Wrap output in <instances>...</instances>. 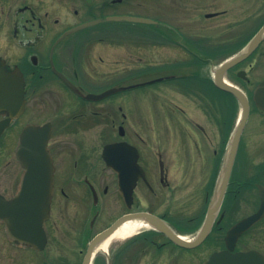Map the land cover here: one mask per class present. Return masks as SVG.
<instances>
[{
  "label": "flooded vegetation",
  "instance_id": "af4514ba",
  "mask_svg": "<svg viewBox=\"0 0 264 264\" xmlns=\"http://www.w3.org/2000/svg\"><path fill=\"white\" fill-rule=\"evenodd\" d=\"M263 25L264 0H0V68L22 95L14 116L0 107V204L19 191L27 128L53 166L43 242L10 240L0 219V264H264V38L217 76ZM218 80L248 115L212 203L241 112ZM146 85L152 97H131ZM157 124L178 133L176 156ZM120 143L137 159L109 167L103 149Z\"/></svg>",
  "mask_w": 264,
  "mask_h": 264
},
{
  "label": "water",
  "instance_id": "95a60500",
  "mask_svg": "<svg viewBox=\"0 0 264 264\" xmlns=\"http://www.w3.org/2000/svg\"><path fill=\"white\" fill-rule=\"evenodd\" d=\"M263 38L264 26L242 51L219 66L217 76H220L230 66L247 58ZM217 85L223 90L230 92L238 100L241 112L232 138L225 151L223 171L219 177V183L216 187L212 203H219L221 200L229 169L237 151L240 132L248 115L247 99L240 91L219 80L217 81ZM124 89H113L104 92L101 96ZM21 97V84H18L17 87V84H14L11 78H7V75L3 74L0 68V107L9 108L11 116H14L22 108ZM252 100L256 107L264 110V81L259 83L254 89ZM39 132V128L36 127L25 130L24 137L16 148V153L20 157L19 161L24 171L20 182V189L12 199L3 201L0 204V219L5 223L7 237L10 240L16 241L22 236L23 242L28 245L35 244L38 234L43 242L41 225L48 215L52 193V161L47 151L46 138L42 139L38 134ZM127 155L131 159H137L138 156L135 149L123 143L108 145L103 149L102 153L104 159H108L107 165L112 168H114L112 159ZM21 212L24 214L23 220L18 217V213L20 214ZM136 219L149 220L144 214L137 215ZM235 228L237 230L242 229L240 224ZM182 245L191 246V244Z\"/></svg>",
  "mask_w": 264,
  "mask_h": 264
},
{
  "label": "rangeland",
  "instance_id": "374dc122",
  "mask_svg": "<svg viewBox=\"0 0 264 264\" xmlns=\"http://www.w3.org/2000/svg\"><path fill=\"white\" fill-rule=\"evenodd\" d=\"M262 66H263V74H264V53H263V61H262ZM255 74V73H254ZM253 74V75H254ZM155 91H161V86H157V88L155 89ZM153 86L151 85H146V86H141V87H138V88H135L134 90H132V93L131 92H127V93H131V97H134L135 100L136 98L138 99L140 96H143L142 94H145L147 96H153ZM125 96H128V95H125ZM138 105V104H137ZM153 114V112H152ZM253 125H255V122L254 121H251L250 122V127H253ZM145 133L147 134V131H142V136L145 135ZM150 133V134H149ZM139 134H141V132H139ZM149 135H151L152 137V140L153 139H157V140H164L166 137H168V139L165 141L166 143H168L167 145L165 146H162V144H158L159 146H157L159 149H162V151L164 152L163 155L165 157H170V156H176V141L178 139V133L175 131V130H172L171 132H167V133H164L161 131V129L159 128V124H157V127L153 128L152 131L148 132ZM152 145L153 144H156V143H151ZM156 150V149H154ZM147 151L149 152V154L152 155V151L151 149L147 148Z\"/></svg>",
  "mask_w": 264,
  "mask_h": 264
},
{
  "label": "bare ground",
  "instance_id": "6f19581e",
  "mask_svg": "<svg viewBox=\"0 0 264 264\" xmlns=\"http://www.w3.org/2000/svg\"><path fill=\"white\" fill-rule=\"evenodd\" d=\"M131 226H132L133 228H134V227L137 228L138 225H137V224H135V225H130L129 228H130Z\"/></svg>",
  "mask_w": 264,
  "mask_h": 264
}]
</instances>
